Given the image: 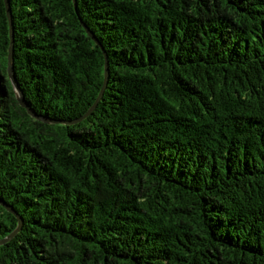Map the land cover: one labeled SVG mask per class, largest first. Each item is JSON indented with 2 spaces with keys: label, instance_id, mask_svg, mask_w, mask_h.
Here are the masks:
<instances>
[{
  "label": "trees",
  "instance_id": "trees-1",
  "mask_svg": "<svg viewBox=\"0 0 264 264\" xmlns=\"http://www.w3.org/2000/svg\"><path fill=\"white\" fill-rule=\"evenodd\" d=\"M9 2L0 264H264V0Z\"/></svg>",
  "mask_w": 264,
  "mask_h": 264
},
{
  "label": "water",
  "instance_id": "water-1",
  "mask_svg": "<svg viewBox=\"0 0 264 264\" xmlns=\"http://www.w3.org/2000/svg\"><path fill=\"white\" fill-rule=\"evenodd\" d=\"M4 5H5V11H6V15H7V19H8V23H9V46H8V53H7V76L8 79L12 85L13 91L15 93V97L19 103L20 106H22L23 108L26 109V111L28 112V114L30 116H32L33 118L40 120L42 122L45 123H51L53 122L52 120L41 116L37 113H35V111L29 106V104L26 102L24 95L17 83L16 77H15V71H14V66H13V53H14V34H13V27H12V17H11V8H10V2L9 0H4ZM73 5L74 7H76V0H73ZM83 27L86 30V33L95 41L98 43L97 39L95 38V36L91 33V31L85 26L83 25ZM108 76H109V69H108V62H107V58L105 55V66H104V79H103V84L101 86V89L99 91L98 96L96 97L94 103L91 105V107L87 110V112L84 114V116L88 115L97 105L98 101L100 100L103 91L105 89V86L107 84V80H108ZM82 116V117H84ZM1 204H3L0 201ZM4 205V204H3ZM5 208L7 210H9L10 212H12L16 217H17V226L16 228L5 238L0 240V244H3L5 242H7L8 240H10L20 229H21V225H22V219L21 217L10 207L7 205H4Z\"/></svg>",
  "mask_w": 264,
  "mask_h": 264
}]
</instances>
